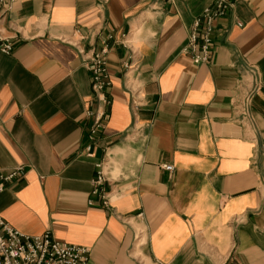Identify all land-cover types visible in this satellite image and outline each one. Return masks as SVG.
<instances>
[{"label": "crops", "instance_id": "0c3cea01", "mask_svg": "<svg viewBox=\"0 0 264 264\" xmlns=\"http://www.w3.org/2000/svg\"><path fill=\"white\" fill-rule=\"evenodd\" d=\"M212 1L0 3V167L24 166L0 192L11 226L88 247L86 264H264V0L216 17L196 64L181 49ZM108 37V115L91 142L83 52ZM250 66L261 87L245 122L234 102ZM97 163L109 206L91 194Z\"/></svg>", "mask_w": 264, "mask_h": 264}, {"label": "built area", "instance_id": "2783aa9c", "mask_svg": "<svg viewBox=\"0 0 264 264\" xmlns=\"http://www.w3.org/2000/svg\"><path fill=\"white\" fill-rule=\"evenodd\" d=\"M15 0H0V3L7 2L9 6ZM235 0H213L203 11L193 19L187 40L181 52L190 56L196 63L207 62L212 52V32L214 30V20L227 13L234 5ZM125 35L118 42L129 49L130 61L124 63L126 69L133 66L134 51L131 49ZM108 39H104L102 44L84 55L85 67L91 75V87L93 97L96 99L98 107L95 111L86 110V116L92 118L89 127V139L94 141L96 134L104 127V120L108 115L106 106L109 104L107 89L111 85L108 75L107 55L109 52ZM0 36V50L4 53L11 51V43L2 42ZM2 42V43H1ZM82 53V51H80ZM247 79L241 83V91L234 102L240 119L248 122L251 119L250 101L260 87V80L256 70L250 66L246 69ZM133 109H137L140 101L137 95L131 97ZM86 155L92 156L90 144L86 147ZM97 170L91 180V194L100 198L103 205H108V197L105 189L108 176L102 163H97ZM163 168L172 169L171 164H163ZM24 171L23 165H18L9 170L0 167V192L3 191L8 182L14 180ZM91 204L92 201L89 200ZM90 254V249L86 246L68 244L55 239L50 231L46 230L40 234L29 235L18 231L11 226L0 215V264H86Z\"/></svg>", "mask_w": 264, "mask_h": 264}, {"label": "rangeland", "instance_id": "374dc122", "mask_svg": "<svg viewBox=\"0 0 264 264\" xmlns=\"http://www.w3.org/2000/svg\"><path fill=\"white\" fill-rule=\"evenodd\" d=\"M212 2H213V1H212ZM210 4H211V3H210ZM211 53H212V52H211ZM252 67H253V66H252ZM253 68H254V67H253ZM254 69H255V68H254ZM255 70H256V69H255ZM256 73H257V71H256ZM246 74H247V72H246ZM257 75H258V74H257ZM247 77H248V75H247ZM247 77H246V79H247ZM258 78H259V77H258ZM259 80H260V79H259ZM245 82H246V80H243L241 83L243 84V83H245ZM241 83H240V84H241ZM242 84H241V85H242ZM260 87H261V81H260ZM260 87H259V88H260ZM235 111H236V109H235ZM236 113H237V111H236ZM237 116H238L239 120H241V119H240V116L238 115V113H237ZM241 121H243V120H241ZM162 165H163V164H162ZM162 165H161V166H162ZM162 168H163V166H162ZM172 168H173V167H172ZM163 169H165V168H163ZM165 170H167V169H165ZM171 170H172V169H171ZM171 170H167V171H171ZM108 181H109V179H108ZM107 197H108V195H107ZM88 202H89V200H88ZM89 204H90V203H89ZM91 204H92V203H91ZM101 204H102V203H101ZM102 205H103V204H102ZM109 205H110V202H109V197H108V205H106V206H109ZM104 206H105V205H104ZM88 258H89V257H88Z\"/></svg>", "mask_w": 264, "mask_h": 264}]
</instances>
